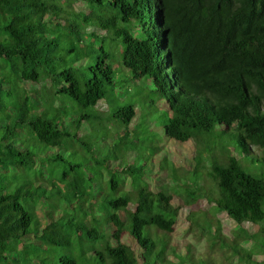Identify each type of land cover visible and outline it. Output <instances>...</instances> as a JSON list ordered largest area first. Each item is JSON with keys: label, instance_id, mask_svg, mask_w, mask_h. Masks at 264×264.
Returning <instances> with one entry per match:
<instances>
[{"label": "trees", "instance_id": "16d2710c", "mask_svg": "<svg viewBox=\"0 0 264 264\" xmlns=\"http://www.w3.org/2000/svg\"><path fill=\"white\" fill-rule=\"evenodd\" d=\"M87 43L99 48L93 63ZM116 56L132 82L152 83L146 107L119 82ZM12 106L0 175H35L13 192L1 182L0 264H216L175 238L184 213L227 263L264 253V236L227 237L219 218H202L263 223L264 172L212 149L184 170L160 154L153 131L163 126L181 144L219 127L246 159L264 154V0H0V112ZM162 106L160 123L146 109ZM24 127L41 151L18 142ZM66 143L84 153L79 163L51 152ZM200 168L217 196L200 195ZM158 172L168 182L160 189Z\"/></svg>", "mask_w": 264, "mask_h": 264}, {"label": "rangeland", "instance_id": "374dc122", "mask_svg": "<svg viewBox=\"0 0 264 264\" xmlns=\"http://www.w3.org/2000/svg\"><path fill=\"white\" fill-rule=\"evenodd\" d=\"M110 9L109 6H106ZM94 10H96L94 8ZM114 11V10H113ZM112 12V11H111ZM61 34V32H57L56 35ZM88 39H91V37H87ZM87 45H89L87 43ZM117 46V44H115ZM85 47V46H84ZM113 48V44L111 41L108 42L107 49L111 50ZM86 52L92 51L93 53H86L87 56V61L89 63H93L94 60L97 57V53L99 52V48H93L91 45L85 50ZM118 62L119 66L117 68L118 74H119V82L121 84H128L129 86L132 87V95L133 98L138 102L141 103L139 104L142 107H146L145 100H147V97H150L149 94L151 93L153 87L152 83L144 80V81H139V82H132L129 78V74L122 68V57L121 56H116L115 57V62ZM128 76V77H127ZM35 85V84H34ZM28 88L32 89L30 86L31 84H27ZM151 98V97H150ZM58 99H60L63 103L66 104L67 109L69 110L70 113H73V106L75 104L70 100L68 97H63L59 96ZM59 100V101H60ZM5 103L4 105L7 107L9 104L8 99L5 98ZM142 101V102H140ZM77 108V107H76ZM164 109V107H160V110L158 111H153L152 109H146L147 113L149 114L150 118L156 117L157 122L162 123L164 121V113L161 112ZM80 113V112H78ZM15 110L14 107L12 106L10 109L7 110L6 113L0 112V137L2 136L4 132V128L14 125L15 124ZM148 118V120L151 121V119ZM158 126V125H157ZM24 131H22V138L18 141L20 142L21 140L25 142V146L28 149H31L32 151L38 152L41 151V145L37 142L36 139H33L28 133L27 129L24 127L22 128ZM154 132L158 133V137L155 142V138L152 135V133H147L144 136L141 135V139H148L151 140L150 142H155V144L159 147L158 150L161 151L160 154H171L170 160L174 161L177 165V167L183 166L182 169L184 170H189L191 171L193 166L197 165V162L195 163L193 159L196 156V152L200 151V156L203 155V157L206 155H212V154H202V150H207V149H212L214 153L221 152L222 150H225L227 154H219L223 157H235L240 161V163L243 165V167L247 169H252L254 172L261 173L264 172V154H257L258 157H255L254 155L248 156L246 159L245 156H243L240 153L239 148L237 147L235 141L231 140L230 135H228V139L222 134V129L221 128H216V130L210 135V136H202L201 138L193 137L189 142L187 143H179L176 142L170 138H168L165 134V131L163 129V126H158L156 129H153ZM91 139V138H90ZM101 140V139H100ZM99 140V141H100ZM98 139L93 140L91 139L92 145L95 149H99L101 147ZM65 147L63 149L60 148H52L51 152L53 154H61L64 156V158L67 160V162L70 163H79L81 161L80 158L83 157V152L77 153V144H73L74 147H69L66 144H64ZM67 148L68 151H67ZM75 148L76 150H74ZM151 152V151H150ZM210 152V151H209ZM101 154H109L107 150L104 149V151ZM140 154H149L148 152L140 151ZM263 157V158H262ZM162 158L161 156L156 157L155 161V166L152 167L156 172L159 170V162ZM191 161L193 162L191 164ZM57 165V163H56ZM62 166V165H61ZM63 167V166H62ZM12 170V169H11ZM8 173H3L0 175V186L4 184H8L7 190L13 192L21 183H23L26 180H31L32 177H34V172L28 173L26 176H16V174H11V171ZM249 171V170H248ZM198 177H199V185L198 188L201 191L200 195L206 196L207 195H218V190L215 187V183L209 178L207 170H200L198 171ZM158 177L157 179L159 180L158 183L153 182V185L160 189L162 185L168 184L167 182V174L166 172H158ZM36 187V185H35ZM210 190H214V192H210ZM207 209H210L211 206L209 204L205 205ZM41 207H38V211H40ZM39 215L41 216L42 213ZM183 218L180 219L178 225L176 226V232H175V238H177L179 241L184 242L187 241V243L191 244L194 247V251L197 252V256L200 258V253L204 256L206 255H211L212 258L214 259L216 264H264V253L260 252L256 255L253 261L248 262L247 258H241L240 261L236 257L233 262L227 263L225 259V254H227V250L224 249L223 251L216 248V249H210V241L211 237L209 238L207 235L201 236L199 233L200 229L194 228L192 225L191 221L187 219V214L184 213ZM202 218L205 222H208L209 220H212L211 222H215L216 218H219L221 220V225L224 230V235L229 237L231 236V233L234 232H242V233H248V234H255L257 235L258 239L263 240L264 236V222L259 223L256 225H251V224H245L243 226L237 224L234 222L232 219H229L225 213H219L216 214V212H213L212 214V219L209 218V216H203ZM260 245V244H259ZM243 246L248 249V250H258L256 248V243L253 241H247L243 243ZM185 250V249H184ZM182 253H186V250L183 251ZM174 256H170V259H173Z\"/></svg>", "mask_w": 264, "mask_h": 264}]
</instances>
